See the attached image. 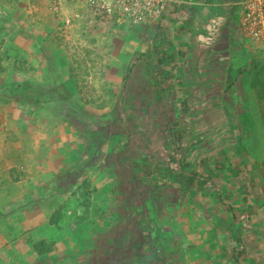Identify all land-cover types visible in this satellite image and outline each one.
<instances>
[{"label": "crops", "instance_id": "0c3cea01", "mask_svg": "<svg viewBox=\"0 0 264 264\" xmlns=\"http://www.w3.org/2000/svg\"><path fill=\"white\" fill-rule=\"evenodd\" d=\"M228 5L209 0L194 7L196 16L190 15L185 31L177 30L183 43L178 45L182 56L180 47L174 48L177 70L166 68L170 75L158 85L135 80L134 71L125 87L131 99L126 94L117 105L102 102L99 95L106 83L87 85V80L104 81L108 76L106 67L85 65L94 63V54L87 61L75 55L82 64L76 65L69 53L48 49L50 43L46 48L52 53L43 52L41 43L34 54L45 67L24 65L15 70L13 64L0 73V264H264V107L261 111L249 104V97L260 91L253 83L258 73L252 71L249 58L255 46L251 40L238 41ZM74 8L86 23L72 19V35L75 31L78 38H86L91 48L87 50L101 47L103 53L113 54L111 41L120 39L117 28H125V20L95 17L83 0ZM225 13L220 38L217 35L213 46L206 47L199 39L209 34L211 20ZM173 25L167 20L161 24L164 41H143L145 47L154 44L149 53L153 59L142 47L130 62L134 59L141 66L172 59L165 38L175 31ZM132 28L126 30L130 37L146 40L144 32ZM20 39L22 47L30 48L32 40L26 34L16 41ZM122 61L118 62L123 65ZM87 88L92 97L85 100L79 95ZM175 90L188 99L182 101L189 114H183L181 125L198 128L186 134L169 129L154 134L152 125L163 123L150 114L161 98L147 94H160L168 105L174 99L164 96ZM240 104L245 114L234 112L242 109L237 110ZM7 133H13L10 139ZM148 152L156 161L144 170L139 163ZM32 156H40L43 165L33 163ZM143 175L148 178L140 180ZM109 184L114 186L110 194ZM134 198L139 199L137 205L141 199H154V222L166 219L162 227L181 233L170 243V248H179L176 252L158 246L161 235L142 230L141 216L132 210L134 203L128 204ZM71 199L81 203L68 208ZM101 205L114 215L111 219L120 218L118 228L101 223ZM84 214L95 218H82ZM90 223L99 230L87 228Z\"/></svg>", "mask_w": 264, "mask_h": 264}, {"label": "rangeland", "instance_id": "374dc122", "mask_svg": "<svg viewBox=\"0 0 264 264\" xmlns=\"http://www.w3.org/2000/svg\"><path fill=\"white\" fill-rule=\"evenodd\" d=\"M171 2L168 5V8L165 11V14L163 15L162 19L160 20H155L154 21V17L152 16H148L144 23L141 25H137V27H134L132 24V21L129 20V18H125V28L123 26H120L119 28H117V32L120 35V39L115 38L114 40L111 41L112 44L114 45V53H103L102 48H98L96 47V50H87V49H91L88 44H87V39L85 38L84 40H82L81 38H78L79 35L74 31V34L72 35L71 30L68 29L69 27H71V25L73 24L72 19L75 20L76 23H80L83 24L86 23V21L84 20V17L82 16V13L76 12V7L79 3V0H0V67H2L0 69V73H2V71L6 72V70H10L13 66V69L15 70H19L21 68L25 66H31L32 68L36 69L38 67H45V63H41L40 62V58L35 57V49L36 47L41 44L43 45L42 50L43 52H46L47 54H51L53 52V49H57L56 51H58V49H61L64 54L69 53L70 54V58H73L75 55H78L79 58L81 56H84V60H86V58L88 57V55H92L94 54V63H85V65L88 67V64L93 65V67H99L103 68L106 67L107 69H109L108 71H106V78L103 81V79H99V77L95 80H87V85H91L93 86V82L94 84L99 85V87L103 84L101 83H106L105 87H103V89H101V95H99L102 99V102L104 103H108V104H112V105H117V103H119L121 100H126L127 99H131L130 98V94L125 90V87L129 86L128 82L129 79L132 77L133 79V75L135 74L134 71L136 72L135 74V80H140L141 82L144 81L146 82L148 80V82H151V84L153 85H158V82H161V80H166L167 77L170 75V73L165 72L166 68L171 69L172 71H176L177 68L179 67V65L177 64V62L175 61L176 56L174 55V48L177 47L178 45H182V40L180 38H182L178 33L184 32L185 31V26L186 21L189 20L190 15H194L196 16V13L194 12V7L200 5L201 3L206 4V2H208L209 0H170ZM211 1V0H210ZM242 0H220V2L222 3H227L229 4L228 6H231V13L235 10V12L237 11V8L234 7L235 3L241 2ZM229 11V10H228ZM230 13V12H229ZM188 14V16H187ZM228 13H225L224 15H220V16H226ZM239 11H237L236 13L233 12V15L238 16ZM232 15V16H233ZM218 16V15H217ZM217 16H215L217 18ZM71 17V18H69ZM231 17V16H230ZM116 20V19H114ZM167 20L168 23L172 22L174 25L171 27V30L175 29V31H171V34L166 36V43H167V47L169 48L170 51V55L172 59H164V62H160V63H156V62H152L150 61V64H144L142 63L141 66H139L138 63L134 64V59L131 61V59L133 58V56L135 55V53H142V47L145 48V53L146 50L148 51V58L153 59V55L149 54L150 52L154 51V44H150V46L145 47V43L143 41H147L151 40V38H161V36L159 35L160 32V28H161V24ZM192 19H190L188 22L190 23ZM68 21H71L68 23ZM193 25V24H191ZM132 27L139 29V32H144V39L146 40H142L141 38H134V37H130L127 33L126 30L130 29L132 31ZM166 27L167 24H166ZM13 29L14 32H10ZM24 29V30H23ZM156 30V31H155ZM178 30V33H177ZM16 31H19L18 35L22 36V35H27V37H29L32 40V44L29 45L30 48L25 49L24 47H22V41L21 39L17 42L16 38L18 35H14ZM21 31V32H20ZM176 35L175 38H172L171 35ZM171 36V37H170ZM72 37V38H71ZM190 36H187V39ZM74 39L75 44L72 46L70 45L71 41H69V39ZM220 38V36H219ZM68 40V41H66ZM156 40V39H155ZM163 40V39H162ZM164 41V40H163ZM246 41V40H245ZM244 41V42H245ZM248 41V40H247ZM43 42H46L45 44H43ZM178 42V43H177ZM235 42V41H234ZM47 43H50L52 45V47H47ZM165 43V42H164ZM140 44L142 46H140ZM18 50H16V47ZM105 45V44H104ZM138 46L137 49H135V46ZM51 49L52 52L47 51V48ZM92 47H94V45H92ZM179 48V52L182 56L183 50H182V46H178ZM38 48V47H37ZM53 48V49H52ZM164 48V47H163ZM12 51V52H11ZM9 52H11V56L13 57H8V60H6V55L9 54ZM18 52V53H17ZM76 52V53H75ZM121 52H123V54H120ZM12 53L14 55H17L18 59L20 60L19 62L15 63V56L12 55ZM30 53V55H29ZM144 53V54H145ZM252 57H249L251 60V69L252 71L254 70L255 72L258 73V75L255 77L253 76V83L255 85V87L259 86L258 88H260L259 93L256 91L255 95L253 94L252 97H249V104L253 105L252 107L256 108H260L261 111L262 108L264 107V91H261V89L263 88L264 90V53L263 51H259L258 48H253L252 51ZM45 54V53H44ZM111 54V55H108ZM26 55L27 57H30L31 60L30 61H26ZM63 56V55H62ZM119 57V58H118ZM63 58L68 61V59L63 56ZM79 58H73L74 61H76V63L79 61ZM123 58V65L120 64L118 61L120 59ZM25 59V63L24 62ZM43 59V58H42ZM110 59H115L114 61H111ZM136 59V58H135ZM180 60V59H179ZM87 61V60H86ZM85 61V62H86ZM80 63V62H79ZM79 63H77L76 65H79ZM61 65H63L64 63H59ZM138 64V66H137ZM80 65H82L80 63ZM50 67L55 68L54 64L50 62ZM141 67H143V70H140ZM162 68V69H161ZM176 68V69H175ZM75 69V68H74ZM141 72V73H140ZM132 74V76H131ZM143 78V79H140ZM170 78V77H169ZM256 79V80H255ZM33 80V77H31V82ZM21 81V80H18ZM31 87H33L32 84H30ZM229 85V83H228ZM94 87V86H93ZM21 89V88H19ZM33 89V88H31ZM132 89V87H131ZM181 89L185 90V87H182ZM128 90V89H127ZM85 92V91H84ZM181 92H183L181 90ZM177 90H175L174 95L172 92H170L169 95H165V98H168L169 100H172L171 98L174 99V104L172 103H168V105L164 104V102L162 101V96L158 93H148L147 95H150L151 99L155 98L157 99V96H159L161 99H159V103L156 104L157 105V110L154 113V117L150 114V116L153 118V120H161V123H157L158 125H156L157 127L152 128L154 134H160L163 131L166 132L167 129H169V131L172 130L173 134L177 133H188L189 131H194L195 129H197L198 127L195 128H191L190 125H185L182 126V120H183V114H189L188 111H186V108L184 107V103H182L183 99L186 97L184 95H182V93ZM82 98L89 99L90 91L89 88L86 89V93H81ZM127 94V96H126ZM139 94V93H138ZM126 96V98H125ZM232 95V99H233ZM194 98V96H192ZM231 97V96H229ZM93 98H96L93 97ZM257 98V99H256ZM98 100V99H97ZM188 99H186L187 101ZM35 101V100H34ZM230 101L232 100H228V103H230ZM240 102V100H238L236 102ZM259 103L257 106V102ZM188 102V101H187ZM186 102V103H187ZM190 102V101H189ZM227 103V104H228ZM238 105V104H237ZM236 105V106H237ZM239 108H242L239 110ZM245 109V107H243V105H239L237 110L239 111H234V112H238L240 113H244L243 111ZM193 112V111H192ZM232 112V111H231ZM149 114L148 110H146V113L144 115V117L146 118V116ZM245 117V115H244ZM171 120L172 122L169 123V126H166L165 123L167 120ZM152 120V121H153ZM180 123V125H179ZM152 126H148V129L151 128ZM193 126V125H192ZM147 129V130H148ZM158 129V130H156ZM142 132L146 133V129L144 128V126H142ZM218 132V131H217ZM15 133V132H13ZM12 134H8L9 135V139L12 137ZM196 133V132H194ZM193 133V134H194ZM4 135L6 134V131L3 133ZM145 142V141H144ZM16 148L19 150L22 147L21 141L15 143ZM160 146V145H159ZM208 146H211V144H209ZM33 150V148H32ZM34 153V151L32 152ZM89 154H92L90 152H88ZM162 153V150L159 152ZM147 157L144 160H141L139 165H142V168H144V170L148 167H150V163L154 162V157H152L151 152L147 153ZM112 157V156H110ZM114 158V157H112ZM162 159V158H161ZM180 159V158H179ZM32 162L36 163L40 166L43 165L42 160H40V156H32ZM91 160H97L99 161V158H91ZM147 160H151L148 161ZM146 161V162H145ZM99 163H101L100 165H102L103 163L101 161H99ZM179 163V161H178ZM158 164L161 165L163 164V162H161V160L158 161ZM181 165V162L179 163ZM113 165V163H112ZM249 166L247 165V168ZM141 166L136 168V174H140L141 172ZM46 169V168H45ZM255 170L257 171V169L255 168ZM207 176L209 175V173L206 174ZM116 177V176H114ZM145 178H148L147 176L143 175L141 176L139 179L143 180ZM205 178V175H203V178ZM13 179V177H12ZM18 179V178H17ZM109 194L111 192L112 186L109 184ZM107 186V187H108ZM114 187V186H113ZM113 192V189H112ZM104 195H99V199L104 200ZM141 199V198H140ZM139 200L137 198H134L133 200H130L128 202L129 206L130 204L134 203L133 206L131 205V208L134 212H137L138 216H141V220H139V223H141L142 225V230L145 232H153L155 237H158L159 235H161V237L158 239L159 245L160 247L164 248V250L169 253V252H176L177 250L175 249H179L178 247H176L175 249L170 248V243H176L179 240V237L181 236V233L178 232L177 234H173V231H167V229L165 227H162L161 224L164 223L166 221L160 222L158 219L157 221L154 222V199H148L146 198V200L141 199L142 204L137 205L135 202ZM126 201H124L121 205V209L123 207H125ZM81 202L79 201H75L74 199H71V201L69 203H67V207L68 208H76L77 205H79ZM136 204V205H135ZM101 208V223L107 228L108 226H112V227H116L118 226L122 221H120L119 217H116L117 215H115V217H113V219L110 218V211L106 210V207H104V205ZM100 206V207H101ZM129 206L127 207V210L129 209ZM104 208V210H102ZM106 212H108L109 214L106 215ZM121 215V212H120ZM149 215V218H147V216ZM114 216V215H113ZM146 216V217H145ZM82 218L85 219H92L95 218V216L91 217L87 214H84L83 216H81ZM75 218V217H74ZM123 217H121L122 219ZM111 219V220H110ZM176 219V217L173 219V221ZM171 222V221H169ZM173 223V222H172ZM178 223V222H176ZM94 224V223H93ZM174 224V223H173ZM170 226L172 227V224L170 223ZM87 228H91L92 230H99L98 227H96V225H92V223L88 224ZM118 228V227H116ZM101 231H108L107 229H103L100 228ZM114 229V228H113ZM107 233V232H106ZM174 239V241H172ZM178 239V240H177ZM177 255V254H176ZM202 258V257H200Z\"/></svg>", "mask_w": 264, "mask_h": 264}, {"label": "built area", "instance_id": "2783aa9c", "mask_svg": "<svg viewBox=\"0 0 264 264\" xmlns=\"http://www.w3.org/2000/svg\"><path fill=\"white\" fill-rule=\"evenodd\" d=\"M85 2L89 12L95 17L105 20H124L127 17L132 21L133 26L137 27V25L142 26L148 16L154 17V21L162 19L171 1L85 0ZM234 7L237 8L239 14L234 15L231 21H233L234 34L238 41L251 40L255 48L264 53V0H242L235 3ZM233 12L236 13L235 10ZM225 19L224 16H218L211 20L208 28L209 34L199 39L206 47L213 46L225 24Z\"/></svg>", "mask_w": 264, "mask_h": 264}, {"label": "clouds", "instance_id": "9594fccd", "mask_svg": "<svg viewBox=\"0 0 264 264\" xmlns=\"http://www.w3.org/2000/svg\"><path fill=\"white\" fill-rule=\"evenodd\" d=\"M83 1L85 2V0H83ZM85 4H86V2H85ZM231 15H232V13H231ZM217 17H218V16H217ZM214 18H216V17H214ZM214 18H213V19H214ZM213 19H212V20H213ZM155 161H156V160H155Z\"/></svg>", "mask_w": 264, "mask_h": 264}]
</instances>
